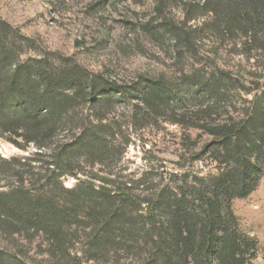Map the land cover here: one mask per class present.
<instances>
[{"label":"rangeland","instance_id":"374dc122","mask_svg":"<svg viewBox=\"0 0 264 264\" xmlns=\"http://www.w3.org/2000/svg\"><path fill=\"white\" fill-rule=\"evenodd\" d=\"M249 6L250 0H0V18L32 42L26 58L68 59L125 85L161 79L180 85L184 94L159 115L133 107L138 99L118 102L105 114L81 108L41 145L0 135V163L12 167L0 174V192L21 182L42 191L54 179L55 196L65 201L80 183L139 194L187 172H216L218 162L206 148L211 136L192 125L202 123L208 104L218 108L214 118L236 116L234 104L242 108L264 89V42L231 31L232 15ZM209 79L229 85L217 96L220 107L214 94H203ZM84 127L105 134L113 157L101 163L80 157L57 176L60 149ZM232 206L241 228L259 241L249 264H264V172L256 189ZM77 219L67 232V250L46 234L12 237L1 228L0 249L28 264H128L122 250L88 260L91 222L85 210Z\"/></svg>","mask_w":264,"mask_h":264},{"label":"trees","instance_id":"16d2710c","mask_svg":"<svg viewBox=\"0 0 264 264\" xmlns=\"http://www.w3.org/2000/svg\"><path fill=\"white\" fill-rule=\"evenodd\" d=\"M231 20V31L264 42V0H250V6ZM31 47L29 37L0 18V135L40 144L53 140L81 108L105 114L118 102L138 99L140 104L133 107L144 106L159 115L167 103L184 96L180 85L161 79L125 85L68 59L26 58ZM222 81H204L203 94H214L216 105L221 103L217 96L229 86ZM233 106L236 116L218 119L212 116L218 108L208 104L202 123L192 125L211 136L206 148L218 162L216 172H187L139 194L120 195L107 187L80 183L65 201L57 200L54 179L42 191L21 182L0 192V228L12 237L46 234L54 246L67 250V232L78 224L80 210H85L91 222L86 225L90 227L88 260L122 250L128 264H249L259 241L241 228L232 202L249 196L264 172V89L242 108ZM104 135L84 127L64 144L62 163H55L62 169L57 176L80 157L94 163L113 157V145ZM10 165L0 163V174L10 172ZM0 264L28 263L0 249Z\"/></svg>","mask_w":264,"mask_h":264}]
</instances>
